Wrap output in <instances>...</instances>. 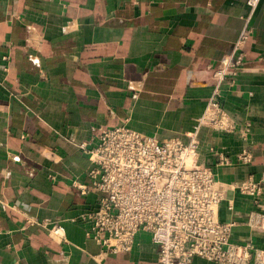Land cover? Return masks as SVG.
<instances>
[{"label":"crops","instance_id":"1","mask_svg":"<svg viewBox=\"0 0 264 264\" xmlns=\"http://www.w3.org/2000/svg\"><path fill=\"white\" fill-rule=\"evenodd\" d=\"M247 1L0 0V264H158L147 233L118 254L87 236L79 216L98 196L74 185L89 184L92 167L81 144L121 125L188 141L213 70L235 52ZM250 27L243 65L222 85L231 129L201 128L199 162L225 188L218 218L235 223L232 241L264 250V229L249 224L264 214V0ZM214 152L234 162L216 167ZM243 153L250 163L236 162ZM247 180L261 195L239 188Z\"/></svg>","mask_w":264,"mask_h":264},{"label":"built area","instance_id":"2","mask_svg":"<svg viewBox=\"0 0 264 264\" xmlns=\"http://www.w3.org/2000/svg\"><path fill=\"white\" fill-rule=\"evenodd\" d=\"M260 0H248L250 8L245 26L235 43V52L224 57L212 72V92L205 114L197 120L188 141L180 138L160 140L126 125L99 129L97 143L81 148L92 167L89 184L74 185L86 195L96 192L97 207L83 212L79 219L88 223L87 236L104 253L130 252L139 234L147 233L159 248L158 264H192L201 257L219 264L264 263V250L249 242L232 241L234 222L218 218L225 188L216 168L199 162V132L203 126L215 130L231 129L222 103V85L229 74L240 71L251 37L250 21ZM216 167L232 164L234 159L214 152ZM243 153L236 162L250 163ZM239 188L261 195L262 187L247 180ZM249 224L264 229V214L253 212ZM51 234L62 238L63 226L56 224Z\"/></svg>","mask_w":264,"mask_h":264}]
</instances>
